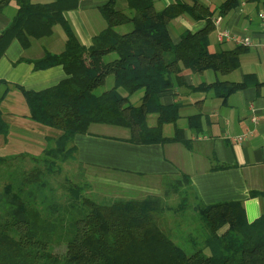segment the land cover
I'll list each match as a JSON object with an SVG mask.
<instances>
[{
	"label": "trees",
	"instance_id": "obj_1",
	"mask_svg": "<svg viewBox=\"0 0 264 264\" xmlns=\"http://www.w3.org/2000/svg\"><path fill=\"white\" fill-rule=\"evenodd\" d=\"M8 1L1 0L0 9ZM17 2L16 14L0 35V58L14 39L28 48L34 38L52 35L56 24L67 33L62 52L46 50L30 60L36 69L62 65L67 77L42 90L22 88L32 118L64 133L40 157H0V177L2 171L14 169L11 179H0V264H264V214L249 221L242 201L196 202L181 189L182 180H174L165 196L99 201L83 193L84 184L67 180L64 187L70 193L59 203L52 183L43 180L63 169L59 163L76 150V135L87 133L92 123L128 127L130 140L138 143L182 140L179 131L163 135L162 125L178 118V104H163L161 94L173 88L174 76L181 78L185 68L236 69L246 47L210 50L209 34L215 27L210 7L200 0H175L163 8L156 0H128V8L120 10L117 0H107L99 8L108 25L87 46L65 15L80 0ZM236 5L237 0H226L219 7L225 14ZM186 12L206 19L207 25L185 30L175 43L169 24ZM110 75L114 86L98 91ZM244 85L215 82L198 87H213L226 99ZM140 89L142 102L133 104L130 95ZM152 113H158L156 126L149 124ZM6 130L0 109V133ZM171 189L188 196L184 203L191 201L207 231L200 246L191 238L196 244L191 253L160 225L158 213L164 211ZM62 241L66 250L58 254L53 246Z\"/></svg>",
	"mask_w": 264,
	"mask_h": 264
},
{
	"label": "crops",
	"instance_id": "obj_2",
	"mask_svg": "<svg viewBox=\"0 0 264 264\" xmlns=\"http://www.w3.org/2000/svg\"><path fill=\"white\" fill-rule=\"evenodd\" d=\"M106 1L80 0L77 8L65 12L84 45L90 46L93 37L107 27L99 8ZM186 1L192 4V0ZM200 1L214 12L215 27L209 34L211 51L232 50L243 45L239 38L246 36L252 38V44L245 45L239 66L230 72L185 68L179 74L181 78L174 76L173 88L161 94V101L165 105L178 104V118L165 122L162 131L166 137L179 131L182 140L138 143L130 140L128 127L92 123L87 133L76 135V150L62 163L70 170L74 168L71 180L90 186L91 192L95 189L96 193H86L98 200L131 199L134 194L144 198L149 193L165 196L174 180H182L181 189H186L196 202L239 200L248 220L254 221L264 214V34L258 16L264 0H237V5L225 14L219 6L226 0ZM173 2L156 0V5L163 8ZM116 7L126 10L128 0H117ZM18 8L17 0H9L0 9V35ZM218 17L221 20L215 23ZM206 25V19H195L186 12L172 19L169 30L178 43L185 30L197 31ZM218 28L231 30L238 39L220 41ZM67 38L63 26L56 24L52 35L34 38L28 48L14 39L0 58V109L7 125V130L0 133V157H40L63 135L62 129L32 118L22 88L42 90L67 77L62 65L36 69L30 61L43 56L46 50L62 52ZM215 82L245 85L226 99L213 87H198ZM121 92L127 94L124 89ZM143 95L140 89L130 95V101L138 105ZM149 124L158 125V113L150 114ZM98 191H112L115 197ZM174 192L171 189L169 193ZM205 252L210 253V248L206 247Z\"/></svg>",
	"mask_w": 264,
	"mask_h": 264
},
{
	"label": "rangeland",
	"instance_id": "obj_3",
	"mask_svg": "<svg viewBox=\"0 0 264 264\" xmlns=\"http://www.w3.org/2000/svg\"><path fill=\"white\" fill-rule=\"evenodd\" d=\"M124 28L125 27L123 26L118 27L120 31L124 30ZM114 81H115L114 76L110 75L107 78L106 83L103 86H101L98 89V91H103L105 89H109L113 87ZM28 165L31 167L34 164L28 163ZM59 165H61V167L64 166L61 171L56 170L54 171V173L47 175L46 178L43 177V180L46 179L52 183V186L54 187L53 192L54 193L56 192L57 200L59 203H61L64 201L66 193L67 194L70 193L68 189L65 188L66 187L65 182L67 180H68L67 183L71 181L78 182L79 180H71L70 171L74 168L70 170V168L66 167V164L62 162L59 163ZM16 168L17 167H15V169ZM12 172H14V169H10V168H8L7 171L6 170L2 171L1 172L2 176L0 177V179L1 180L11 179V176L13 174ZM97 189L106 191V189H104L103 187H97ZM86 190L87 192H91L90 186L88 187L85 186V190H83L84 194H87ZM46 193L49 194L50 192L46 191ZM91 193H96L95 189ZM97 193L101 195L109 196V197H115L112 194L113 193L112 191L109 193H101L98 191ZM137 195L138 194H134L132 196H134V198L142 197V195L140 196H137ZM148 195H155V194L149 193L145 196H148ZM187 197H185L184 193L181 191H177V192L169 194L164 200L165 209L164 211L158 213L159 214L158 216L160 218L159 221H160V225L162 226V228L168 233H170L171 236L175 239V241H177L188 252L191 253L195 249L196 244H198L199 246L203 244L204 239L207 235L206 234L207 231L205 229L203 222L200 219V215L198 211L195 208H193L191 201L189 200L187 204L184 203V199ZM99 201H101V199ZM192 237L196 238L197 240L196 244L192 243V240H191ZM53 249H54V252L58 254H64L66 250V243L64 241L59 242V243L56 242L54 243Z\"/></svg>",
	"mask_w": 264,
	"mask_h": 264
},
{
	"label": "built area",
	"instance_id": "obj_4",
	"mask_svg": "<svg viewBox=\"0 0 264 264\" xmlns=\"http://www.w3.org/2000/svg\"><path fill=\"white\" fill-rule=\"evenodd\" d=\"M258 16L261 20V32H263V34H264V7H262L259 10ZM220 20H221L220 17H218L215 20V23H219ZM217 35H218V39L220 41L230 40V39H238V36L236 34H233L231 30L226 29V28H218ZM239 41L243 45H251L252 44V38L250 36L239 38ZM254 119L258 120V116H254ZM242 137L243 136H240V138H242Z\"/></svg>",
	"mask_w": 264,
	"mask_h": 264
}]
</instances>
